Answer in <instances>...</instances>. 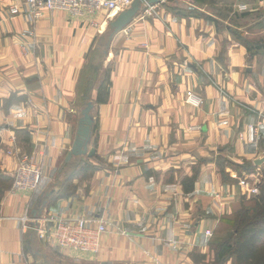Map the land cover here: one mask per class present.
I'll return each mask as SVG.
<instances>
[{"label":"crops","instance_id":"crops-1","mask_svg":"<svg viewBox=\"0 0 264 264\" xmlns=\"http://www.w3.org/2000/svg\"><path fill=\"white\" fill-rule=\"evenodd\" d=\"M10 3L0 0V169L12 177L20 155L28 154L42 165V179L34 192L11 195L6 189L0 199V264L39 262L25 250L27 242L53 249L59 264L212 259L209 244L220 218L239 199L237 185L223 183L213 159L221 154L235 163L253 162L264 152V125L254 143L238 138L248 125L260 123L256 111H264V73L247 66L246 49H224L212 24L178 18L161 4L140 13L126 26L129 35L124 28L108 40V98L96 102L97 86L88 95L94 106L89 148L99 157L89 161L98 168L89 177L74 176L70 172L80 160L65 158L84 108L78 82L110 22L102 23L105 11L49 10L32 25L27 13L10 14ZM27 28L34 29L33 39L21 36ZM187 92L202 104H190ZM194 166L197 179L186 193L181 181ZM25 214L47 226L57 216L102 218L107 230L98 253L60 249L24 231Z\"/></svg>","mask_w":264,"mask_h":264},{"label":"built area","instance_id":"built-area-1","mask_svg":"<svg viewBox=\"0 0 264 264\" xmlns=\"http://www.w3.org/2000/svg\"><path fill=\"white\" fill-rule=\"evenodd\" d=\"M133 0H11L8 10L10 14L27 13L32 20V25L36 20L43 17L49 10H65L71 13L96 15L100 11H105L103 24H108L121 11L128 8ZM152 8V5H151ZM90 26L100 31L101 26L96 22H90ZM131 33L130 27H125V34ZM21 36L25 38L34 37V29H23ZM147 47L146 44H142ZM25 48V44H21ZM187 101L200 106L203 102L200 96L188 92ZM199 126L194 125L193 129ZM257 128L253 125L247 127L245 134L240 135V139L247 142H255L257 139ZM19 164L12 175V183L7 192L11 195L21 191L34 192L40 185L42 179V165L33 161V157L28 154L20 155ZM254 174L242 173L239 179L240 192L243 195L254 196L258 193L259 182ZM23 230L34 231L40 239L60 248L71 249L81 253H98L101 246L103 233L107 230V222L104 219H87L83 217L60 216L48 218L46 222L50 225H40L36 219L25 214L21 217ZM122 232V231H121ZM204 235L211 238L212 231L205 230Z\"/></svg>","mask_w":264,"mask_h":264},{"label":"rangeland","instance_id":"rangeland-1","mask_svg":"<svg viewBox=\"0 0 264 264\" xmlns=\"http://www.w3.org/2000/svg\"><path fill=\"white\" fill-rule=\"evenodd\" d=\"M158 4H161L160 6H163L164 9L171 14H178V18L189 19L192 17L207 21L205 20V17H208L209 20L207 22L212 24L215 31L219 33L220 46L226 49V47L228 48L230 45H234L246 49V52L250 57V59L246 61L247 66H252L256 71L264 73V56H262V54L259 53L260 51L256 48L259 46L264 48V0H163ZM156 5L157 4L152 6ZM150 8L151 6L143 5L140 13L145 14ZM151 14L152 11H150L149 15ZM187 14L191 16H188ZM108 35L109 26L105 29L104 33L98 36L96 44L94 43V50L88 55L84 73H82L81 76L80 91L78 92L80 101H83L81 103L84 106L88 102V100L85 99L87 96L86 94L91 91L92 87H95V85L103 81L104 78H107L108 68L105 66L104 51L108 47ZM247 48H250V50L248 51ZM223 57H225V55ZM256 113L260 118V123L250 125L255 126L259 132L260 125H264V111L259 112L257 110ZM247 127L244 131L238 133L239 139L241 134H245ZM241 141L251 143L244 139ZM261 153L264 154V152ZM87 157L88 156L86 155H79L76 158L81 160V158L85 159ZM225 157L229 159L227 155ZM238 163H240V161H238ZM224 168L226 172L228 169L235 170L232 166L226 164ZM251 174L255 175L258 182L261 181L262 175L260 172L254 171L253 173H248V175ZM11 181L4 182L0 176V192L4 187H6L4 190H8L11 186ZM236 185L239 190V193L237 194L238 198L245 197V199H249L252 197L245 196L240 192L239 180ZM1 195L3 194L0 193V199L2 197ZM46 247L47 249L38 243H34L32 246L30 245V242L24 244V248L29 255L33 252L34 255L36 254V256H38L36 260L40 261H37L34 264H59V255L57 252L48 248V246ZM45 253L49 255L48 259H40L39 256ZM65 263L70 264L68 261Z\"/></svg>","mask_w":264,"mask_h":264},{"label":"trees","instance_id":"trees-1","mask_svg":"<svg viewBox=\"0 0 264 264\" xmlns=\"http://www.w3.org/2000/svg\"><path fill=\"white\" fill-rule=\"evenodd\" d=\"M187 15L191 16L189 14ZM176 16H178V14ZM205 20L208 21V17H205ZM256 48L260 51L259 53L264 56V48L261 46ZM249 50L250 48L248 51ZM84 69L85 65L82 73H84ZM107 74L106 79L104 78L103 81L95 85L97 86L96 89L98 91L96 100L98 103H102L108 98L107 87L110 84L109 68ZM80 82L81 77L78 82V92L80 91ZM89 93L86 94V100L89 99ZM13 97L15 98L16 96L11 95L9 99H12ZM94 129H96L95 123ZM94 143H96V138L94 139ZM91 158L97 160L99 159L96 154L92 157H87L85 159L81 158V160L79 159L80 162L75 164L73 171L70 172V175L89 177L98 168L91 161H89ZM213 160L218 165L224 184H237L243 172L252 173L255 168L260 169L258 172L262 175V179L259 182L258 193L256 195L249 199L239 197V199L232 204L231 213L220 218L219 225L215 230L214 236L212 235L213 238L209 244L212 254V257L210 258L212 259H207L206 256L203 255L201 257V259H203L201 264H226L230 260H232V264H264V163L261 167H257L253 162L245 159H243L241 163H235L221 154ZM203 161L206 160H199L198 165ZM225 164L230 165L235 169V177H231L229 173L225 171ZM196 167L197 166L193 167L191 176H186L181 181L183 190L186 193L192 192L194 189L195 181L198 175ZM0 176L4 182H10L12 180V177L4 174L1 169ZM70 187L67 189L69 190ZM5 188L6 187H4L3 190ZM3 190H1V194L4 193L5 190ZM192 257L194 260L196 259L195 255Z\"/></svg>","mask_w":264,"mask_h":264},{"label":"water","instance_id":"water-1","mask_svg":"<svg viewBox=\"0 0 264 264\" xmlns=\"http://www.w3.org/2000/svg\"><path fill=\"white\" fill-rule=\"evenodd\" d=\"M163 0H133L131 5L125 10L121 11L111 22L109 23V35L108 40H111L113 35L117 32L123 30L127 25H129L141 12L143 5H155ZM93 103L92 101H88L84 108L81 111V117L78 122V128L76 132L75 139L70 150L67 152L66 161H69L72 156L78 155H86L88 157H92L95 154V148L90 147V140L92 135L93 128ZM254 165L257 167H261L264 163V154H259L254 160ZM44 205V202H43ZM38 210L34 209L33 214H36ZM40 213V211H39ZM40 215V214H38ZM38 218V216H35Z\"/></svg>","mask_w":264,"mask_h":264}]
</instances>
